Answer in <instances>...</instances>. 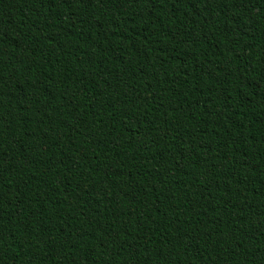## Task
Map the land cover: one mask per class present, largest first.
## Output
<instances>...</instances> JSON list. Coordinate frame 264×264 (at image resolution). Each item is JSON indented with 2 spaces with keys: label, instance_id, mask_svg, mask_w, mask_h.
Here are the masks:
<instances>
[{
  "label": "trees",
  "instance_id": "16d2710c",
  "mask_svg": "<svg viewBox=\"0 0 264 264\" xmlns=\"http://www.w3.org/2000/svg\"><path fill=\"white\" fill-rule=\"evenodd\" d=\"M0 264H264V0H0Z\"/></svg>",
  "mask_w": 264,
  "mask_h": 264
}]
</instances>
